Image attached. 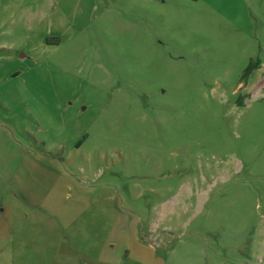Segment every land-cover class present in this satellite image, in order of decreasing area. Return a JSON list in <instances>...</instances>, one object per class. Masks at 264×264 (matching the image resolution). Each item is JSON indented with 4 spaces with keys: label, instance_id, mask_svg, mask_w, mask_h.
<instances>
[{
    "label": "rangeland",
    "instance_id": "rangeland-1",
    "mask_svg": "<svg viewBox=\"0 0 264 264\" xmlns=\"http://www.w3.org/2000/svg\"><path fill=\"white\" fill-rule=\"evenodd\" d=\"M74 245L264 264V0H0V264Z\"/></svg>",
    "mask_w": 264,
    "mask_h": 264
},
{
    "label": "crops",
    "instance_id": "crops-1",
    "mask_svg": "<svg viewBox=\"0 0 264 264\" xmlns=\"http://www.w3.org/2000/svg\"><path fill=\"white\" fill-rule=\"evenodd\" d=\"M49 44H53V45H60L61 44V40H60V38H57L56 40H55V42L54 43H49ZM260 68V67H259ZM258 68V69H259ZM81 146V143L79 144V147ZM85 201H86V199H85ZM86 208V207H85ZM54 213H53V215L54 216H56V215H58V217H59V221L61 220V219H63V221L64 220H66V221H68V223H72V220H70V219H68V216H69V212L70 211H65V210H61V211H59V212H61V215H63V218L60 216V214H58V211H53ZM76 214H77V216L78 217H80L81 219H83V220H85V221H87V220H89V217H87V214H88V210L87 209H82V210H80V211H76L75 212ZM57 217V216H56ZM57 217V218H58ZM61 222V221H60ZM62 224V226L64 227V225H63V223H61ZM113 229V228H112ZM77 245H74V247L76 248V250H74V252H77L78 253V255H76L78 258L76 259V260H78V261H80L81 263H83V264H91L92 262H93V264H97L95 261H94V258L96 257V258H98V253H97V250H95L94 251V254H92L93 255V261H91L88 257H84L81 253L83 252L82 250H80V247H76ZM95 246H97V243H95ZM103 248H105V246H103ZM86 252V251H85ZM70 253H72V252H68L67 254L68 255H70ZM100 253V252H99ZM95 256V257H94ZM96 260V259H95ZM100 261L101 262H105V259L104 258H100Z\"/></svg>",
    "mask_w": 264,
    "mask_h": 264
},
{
    "label": "trees",
    "instance_id": "trees-1",
    "mask_svg": "<svg viewBox=\"0 0 264 264\" xmlns=\"http://www.w3.org/2000/svg\"><path fill=\"white\" fill-rule=\"evenodd\" d=\"M49 42V40H48ZM260 67V61L259 59L257 60H252L248 67L246 68L242 80H247L258 68Z\"/></svg>",
    "mask_w": 264,
    "mask_h": 264
}]
</instances>
